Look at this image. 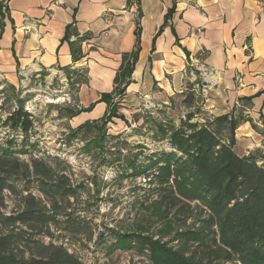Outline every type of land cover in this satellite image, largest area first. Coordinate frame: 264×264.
Here are the masks:
<instances>
[{"label": "trees", "instance_id": "16d2710c", "mask_svg": "<svg viewBox=\"0 0 264 264\" xmlns=\"http://www.w3.org/2000/svg\"><path fill=\"white\" fill-rule=\"evenodd\" d=\"M73 35L67 28L65 40ZM71 44L78 59L79 50ZM137 51L122 55L113 80L116 101H111L112 95L103 96L110 107L107 117L78 126L69 140L79 136L86 140L88 135L94 144L99 138L106 140L101 127L111 118L123 119L119 104L131 81ZM70 72L76 78L74 85L86 82L84 70ZM200 83L197 75L177 95L184 109L177 123L151 118V138L166 148L124 143L107 154H93L104 149L100 143L88 151L98 166L87 183L72 180L66 160L36 155L37 145L29 139L34 119L19 100L14 101L16 107L4 119L0 115V128L12 133L0 140V264H84L66 245L93 241L97 226L89 218L88 205L99 197L96 172L101 168L114 170L113 181L119 183L141 181L132 191L135 201L141 199L161 223L151 232L137 227L97 232L94 242L109 241V252H131L148 264H264V155L259 156V150L248 156L236 153L235 132L244 118L204 112L198 106ZM7 84L14 94V86ZM141 115L134 123L143 119ZM6 192L16 200L10 213L4 212ZM82 194L86 200H81Z\"/></svg>", "mask_w": 264, "mask_h": 264}, {"label": "crops", "instance_id": "0c3cea01", "mask_svg": "<svg viewBox=\"0 0 264 264\" xmlns=\"http://www.w3.org/2000/svg\"><path fill=\"white\" fill-rule=\"evenodd\" d=\"M67 28L77 37L65 40ZM137 48L121 115L129 110L134 122L143 100L168 105L198 75L204 112L244 118L236 153L264 141V0H0V79L15 86L28 74L84 70L71 128L107 117L103 96L114 94L122 55Z\"/></svg>", "mask_w": 264, "mask_h": 264}, {"label": "rangeland", "instance_id": "374dc122", "mask_svg": "<svg viewBox=\"0 0 264 264\" xmlns=\"http://www.w3.org/2000/svg\"><path fill=\"white\" fill-rule=\"evenodd\" d=\"M77 78L82 79L83 76L78 75ZM72 79L76 78L70 71L51 70L28 74L21 79V82L13 85L14 94L9 90L7 82L0 79V104L3 105L0 115L4 119L7 112L16 107V100H19L24 110L30 113L34 119L35 128L30 132L29 139L37 145L39 153L36 155L57 156L66 160L70 166V176L75 182L87 183L86 179L95 174V168L98 166L93 159L95 155L90 156L88 153L94 146H99L101 143L104 149L96 147V152L93 154L105 153L108 149L115 150L113 147L121 148L124 143L129 145L144 144L150 150L166 148L165 143H157L152 140L151 118L159 121L171 120L177 123V120L184 115L180 98L170 100L171 103L173 102L172 106L170 102L168 105H163L161 99L143 100L139 113L142 114L143 119L139 120L138 124L133 122L134 117L129 110L122 111V114L126 115H121V111L117 110L123 116V119H119L123 123L120 126L101 127V134L106 136V140H102L103 138H99L98 135H94L99 138L95 144L90 139L91 135H88L86 140L80 136L69 140V134L77 128H71L66 123L70 112L75 111L73 103L76 85L73 84ZM199 81L201 82V78ZM195 88L199 89V87ZM199 96L198 106H202L204 97ZM125 116H127L128 122L124 120ZM11 135L10 131L0 128V140L9 138ZM111 137L114 139H109ZM16 138L18 142L22 139L21 135ZM256 150L261 151L259 156L264 155V141H261L260 146L255 147L251 152ZM237 151L238 154L240 153L239 155L247 156L245 151L249 150H245L243 147L238 148ZM92 152L93 150L90 153ZM123 153L125 152L123 151ZM22 159L28 160V157ZM96 175L98 176L96 181L99 197L91 199L88 205L91 210L89 218H92L93 224L97 226L93 241L84 243L85 245L76 244L71 247L63 241L64 245L84 264H148L144 257L131 252H109L110 242L107 241V236H105L107 243L97 244L94 242L95 234L104 232L105 228L128 231L137 227L145 232L154 231L158 226L160 228L161 223L157 217L151 215L142 200L135 201L132 191L135 186L140 185L141 181L127 180L121 183L113 181L114 170L105 168L98 169ZM89 187L90 189L95 188ZM81 198V200H86L85 194H82ZM4 199L6 206L4 212L10 213L16 205V200L8 192L4 194ZM54 234L58 233L54 232Z\"/></svg>", "mask_w": 264, "mask_h": 264}]
</instances>
